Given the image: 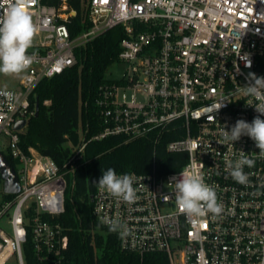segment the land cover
<instances>
[{"label": "built area", "instance_id": "built-area-1", "mask_svg": "<svg viewBox=\"0 0 264 264\" xmlns=\"http://www.w3.org/2000/svg\"><path fill=\"white\" fill-rule=\"evenodd\" d=\"M68 1L22 0L33 37H42L27 50L32 62L22 75L0 84V152L14 161L20 183L17 194H7L0 175V264H25L27 227L40 264L64 262L69 237L58 218L65 213L67 178L73 186L90 141L153 136L158 143L164 135L173 137L166 152L185 153V165L164 176L129 172L136 177L132 203L97 187L95 221L109 229L105 219L119 216L130 230L126 237L114 233L119 248L140 259L162 254L168 264H264V155L247 136L233 147L220 142L224 126L260 115L246 106L241 87L250 73L264 76V0H80L86 28L75 37L69 26L77 13ZM11 2L0 0V17ZM115 28L122 32L116 63L125 72L98 88L100 132L83 139L62 166L33 148L25 153L20 134L35 116L36 88L73 67L78 48ZM22 120L25 127L15 130ZM239 150L255 160L245 167L247 185L226 167ZM181 172L201 174L215 186L224 209L219 216H190L178 207L174 183Z\"/></svg>", "mask_w": 264, "mask_h": 264}, {"label": "trees", "instance_id": "trees-1", "mask_svg": "<svg viewBox=\"0 0 264 264\" xmlns=\"http://www.w3.org/2000/svg\"><path fill=\"white\" fill-rule=\"evenodd\" d=\"M69 7L77 16L71 18L70 32L75 37L86 25L81 23L80 0H69ZM122 38L120 28L105 32L91 43L75 52L76 64L42 81L31 98L37 116L28 121L20 134V147L29 148L52 158L59 166L73 150L100 132V122L95 102L98 88L106 73L118 60V43ZM49 101V105L44 104ZM154 137L123 143L121 137L90 141L80 159L82 165L74 175L71 203L66 200L65 213L58 218L69 237L68 249L62 264H168L162 254L137 255L121 251L116 234L102 227L91 214V196L94 194L102 172L111 167L117 173H155L164 176L180 170L186 163L185 153L166 152V143L173 139L164 135L158 142ZM12 167L14 161L7 157ZM25 264H40L33 252L30 227L23 245Z\"/></svg>", "mask_w": 264, "mask_h": 264}, {"label": "clouds", "instance_id": "clouds-1", "mask_svg": "<svg viewBox=\"0 0 264 264\" xmlns=\"http://www.w3.org/2000/svg\"><path fill=\"white\" fill-rule=\"evenodd\" d=\"M35 26L30 14L25 11L22 0H13L9 3L6 13L0 17V74L21 73L32 62L28 49L32 44ZM249 83L241 87L243 95L247 97L246 106L253 107L260 115L251 122L238 119L235 124L222 130L223 144L231 145L239 141L242 136L253 140L259 153L264 155V76L249 74ZM9 100L14 102L15 94L7 93ZM221 107V106H220ZM5 114L0 113V118ZM255 160L239 150L235 159L226 161L229 175L241 185L249 183V174L245 167L252 168ZM175 181V198L180 209L190 216H204L207 213L219 216L223 212V205L218 201L215 186L205 182L203 175L195 172H181ZM136 177L134 173L118 174L114 168H107L102 172L98 182H95L102 191L113 197L132 203L137 199L134 187ZM109 231L121 237L129 235L127 224L119 217H109L104 221Z\"/></svg>", "mask_w": 264, "mask_h": 264}, {"label": "rangeland", "instance_id": "rangeland-1", "mask_svg": "<svg viewBox=\"0 0 264 264\" xmlns=\"http://www.w3.org/2000/svg\"><path fill=\"white\" fill-rule=\"evenodd\" d=\"M41 37H32V42L35 40L38 41V39ZM124 72H125V66L123 64L116 63L112 67H110V69L107 71L106 77L109 78V80L119 81L123 77ZM21 75H22V72L17 73V74H7V75L6 74H0V84L2 86H5L6 84H8V82L16 81V79L19 78ZM125 93H126L127 97L129 98L131 91H126ZM49 103H50L49 101L44 102V104L46 106H48ZM0 140L2 141L3 139H0ZM81 140H83V139L81 138ZM67 181H68V190L66 192V200H69L71 203V192H72V188H73L72 177L69 176L67 178ZM90 205H91V203L87 204L86 206L88 207Z\"/></svg>", "mask_w": 264, "mask_h": 264}, {"label": "water", "instance_id": "water-1", "mask_svg": "<svg viewBox=\"0 0 264 264\" xmlns=\"http://www.w3.org/2000/svg\"><path fill=\"white\" fill-rule=\"evenodd\" d=\"M38 112L36 109L35 116H37ZM25 121H18L14 125L15 130H21L25 127ZM0 175L4 181V192L7 194H17L20 190V183L18 177L11 167L9 161L4 157V155L0 152Z\"/></svg>", "mask_w": 264, "mask_h": 264}]
</instances>
